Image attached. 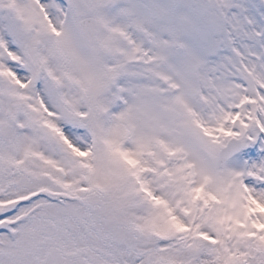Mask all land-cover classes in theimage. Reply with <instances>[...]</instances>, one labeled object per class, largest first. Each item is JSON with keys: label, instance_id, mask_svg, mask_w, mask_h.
I'll return each mask as SVG.
<instances>
[{"label": "snow or ice", "instance_id": "6c2138e0", "mask_svg": "<svg viewBox=\"0 0 264 264\" xmlns=\"http://www.w3.org/2000/svg\"><path fill=\"white\" fill-rule=\"evenodd\" d=\"M0 264H264V0H0Z\"/></svg>", "mask_w": 264, "mask_h": 264}]
</instances>
